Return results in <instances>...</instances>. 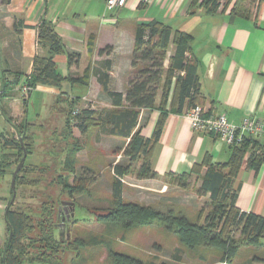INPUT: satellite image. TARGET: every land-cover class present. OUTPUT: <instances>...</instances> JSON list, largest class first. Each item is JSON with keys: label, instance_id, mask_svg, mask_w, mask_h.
Wrapping results in <instances>:
<instances>
[{"label": "trees", "instance_id": "16d2710c", "mask_svg": "<svg viewBox=\"0 0 264 264\" xmlns=\"http://www.w3.org/2000/svg\"><path fill=\"white\" fill-rule=\"evenodd\" d=\"M232 2L233 0H202L199 3V0H196L192 8L203 6L208 12H216L222 5L223 9L228 8ZM238 6L239 2L236 1L231 11H235ZM36 28L38 42L48 47V55H37L31 72L26 75L25 83L31 87L30 91L23 95L26 112L28 95L38 85L54 86L60 89L61 92L56 99V103L59 104L63 96L68 95L66 94L68 91L65 90L66 85L70 87L80 85L87 88L94 75L98 76L103 91L111 100V106L102 109L81 108L77 106L80 98L77 96L68 99V108L62 109L66 113L67 138L65 139L68 141V137L72 138L63 150L66 156L68 155L65 165L67 173L59 176V182H62L63 188L74 197L76 194L88 191V184L92 183L91 167L86 166L81 171L77 169V154L83 149V144L81 145L80 139L74 135L73 126L86 134L91 128L98 127L103 133L128 141L123 151L130 160L135 162L143 159L140 178H156L158 173L152 168L151 156L162 135L169 112L168 106L171 105L170 110L176 113H186L192 107L198 104L203 106L206 102V97L201 90L199 61L192 49L193 35L157 19L139 23L132 54L131 77L126 92H121L111 88L109 70L112 68V61L110 59H105L103 62L105 70H98L96 65L90 63L82 76H64L58 69L55 55L67 54L72 64L79 60L80 53L67 50L62 37L46 17L40 20ZM89 50L93 52L91 43ZM105 50H101L100 53L106 52ZM168 55L169 65L166 67L165 60ZM24 75L25 73L20 71L4 70L0 96L5 98L13 95L15 87ZM160 90H162L159 103L160 115L153 135L145 137L138 128L141 110L157 105ZM8 120L18 132V137L14 134L2 133L1 135L3 156L0 170L2 172L11 169L14 163L18 166L25 149L28 155L32 153L34 143V135L29 134L34 124L30 123L26 116L20 119L19 123H14L11 117ZM231 146V156L224 163H213L211 155L207 154L202 161L195 163L190 171L170 175L185 180L193 175L201 177L200 189L203 193L209 194L212 204L210 212L204 217H202L203 210L195 219L183 208L171 203L155 205L126 201L123 178L130 172L132 165L124 166L116 163L113 167L112 207L99 219L125 227L150 225L158 220L166 230L179 238L185 249L193 251L200 248H214L221 252L219 260L228 263L236 258L244 242L264 245V216L242 211L236 205L237 193L234 189L235 177L248 154L250 166L256 170L260 169L264 163V145L252 137H245L241 143H234ZM120 151L122 150L118 152ZM33 170V166L26 164L25 161L17 174L16 182H22L25 178L22 172ZM69 176H75L76 182L70 183ZM52 215V205L44 207L42 215H34L14 208L12 203H9L5 221L10 237L3 250L0 244V259H2L0 263L25 264L26 257L30 254L29 248L36 251L30 258L33 263L50 262L54 259L61 251L62 241L56 237ZM37 217L39 219L36 223ZM35 230L38 234L32 236ZM238 232L241 233V238L236 237ZM73 243L75 246L84 245L81 241ZM109 256L114 264H144L142 259L126 252L111 250ZM175 259L182 260L181 254H177ZM150 264L157 263L152 261ZM160 264L168 263L164 261Z\"/></svg>", "mask_w": 264, "mask_h": 264}, {"label": "crops", "instance_id": "0c3cea01", "mask_svg": "<svg viewBox=\"0 0 264 264\" xmlns=\"http://www.w3.org/2000/svg\"><path fill=\"white\" fill-rule=\"evenodd\" d=\"M194 1L128 0L126 6L109 10L106 0H0V86L4 70L25 73L13 95L0 96V163L3 156L1 135L15 130L8 118L26 116L28 119V104L26 112L23 100L26 75L31 72L37 55H48V47L37 38L36 26L43 17L53 23L69 52L80 53L79 60L72 64L67 54L55 55L58 69L64 76H82L90 63L98 70H105L103 62L110 59V85L121 92H126L131 77L139 23L157 19L189 32L193 35V54L199 61L201 90L206 97L205 113H226L234 124H241L247 116L264 120V0H233L228 8L223 9L222 5L216 12H208L203 6L192 8ZM236 1L239 6L231 11ZM104 14L111 15L112 21H105ZM106 47V52L101 54ZM168 65L169 55L165 60V66ZM93 77L97 82V95L111 106L98 76ZM65 90L71 97L82 95L83 91L87 94V88L80 85H66ZM36 91L47 93L55 100L61 92L57 87L40 84L28 95V102ZM161 95L162 90L155 107L141 110L138 128L145 137L153 135L160 115ZM168 109L162 135L151 156L152 168L158 173L152 179L190 171L207 154L211 155L213 163L229 160L231 145L221 141L215 133L194 130L185 113L170 110L171 105ZM249 137L264 145V136ZM8 175V170H0V197L7 196ZM166 185L165 182L162 193ZM234 189L236 205L242 211L264 216V163L256 170L250 166L248 154L235 177ZM1 202L0 199L2 208ZM246 248L251 247L243 250ZM263 250L255 249L243 257L239 250L236 258L226 264H264ZM224 263L219 259L214 262Z\"/></svg>", "mask_w": 264, "mask_h": 264}, {"label": "rangeland", "instance_id": "374dc122", "mask_svg": "<svg viewBox=\"0 0 264 264\" xmlns=\"http://www.w3.org/2000/svg\"><path fill=\"white\" fill-rule=\"evenodd\" d=\"M94 57L95 55L92 56ZM95 79L91 77L87 94L83 91V94L79 95L78 107L96 109L108 107L109 102L100 99L97 95ZM71 98L75 97L63 96L62 102L58 104L54 98H49V94L36 91L28 102V119L34 124L29 134L34 135V143L26 164L33 166L34 170L22 172L25 178L22 182H16V195L13 202H11L14 193H12V177L17 165L12 164L11 169L8 170L7 196L0 197L2 200L0 228L4 226L0 235L2 250L10 237L8 225L6 224L5 227L4 217L5 208L9 206V203H12L14 208L34 215H42L44 207L52 205L55 226L56 223L63 222L59 220L61 202L71 200L75 201L74 215L70 220H66V225L70 224V231H67L66 226L64 236L61 238L59 228L55 227L56 237L62 241L60 253L50 262L33 263L30 258L33 257L35 250L29 248L30 254L26 257L25 264H114L109 256L111 250L135 255L142 259L144 264H150L152 261L157 264L164 261L168 264H214L220 259L221 252L214 248H200L193 251L185 249L179 238L166 230L158 220L150 225L125 227L99 219L112 207L113 167L116 163L124 166L132 165L130 172L123 178L126 201L155 205L175 204L195 219L198 218L201 210H203L202 217L210 212L212 204L209 194L203 193L200 189L202 182L200 176L193 175L187 180L174 176L163 179L140 178L143 159L132 162L123 151L128 141L103 133L98 127L91 128L86 134L73 126L74 135L80 139L81 145L83 144V149L77 154V169L81 171L86 166L91 167L92 183L88 184V191L76 194L74 197L69 195V191L63 188L62 182H59V176L67 173L65 165L68 155L66 156L63 150L68 146L67 142L72 141L71 137H68V141L65 139L67 138L66 113L63 111L68 108L67 100ZM19 121L20 119H14V123ZM11 134L18 137L16 130H12ZM119 150L122 151L118 152ZM69 177L70 183L76 182L75 176ZM165 182L167 185L165 192L162 193ZM38 219L39 217L35 218L36 223ZM37 234L38 231L35 230L31 235ZM236 237L241 238V233L238 232ZM76 241L84 242V245L75 246L73 242ZM244 247L251 248L243 250ZM258 248L264 249V245L244 242L240 247V257ZM261 253L264 255V250ZM177 254H181L184 258L182 262L181 260H178V263L175 262L174 256Z\"/></svg>", "mask_w": 264, "mask_h": 264}, {"label": "built area", "instance_id": "2783aa9c", "mask_svg": "<svg viewBox=\"0 0 264 264\" xmlns=\"http://www.w3.org/2000/svg\"><path fill=\"white\" fill-rule=\"evenodd\" d=\"M127 3L128 0H106V8L118 9L126 6ZM110 16L104 14L105 21L111 20ZM30 89V86L25 85L24 94H27ZM185 114L190 119L194 130L215 133L221 141L229 145L241 143L245 137L264 136V120L254 116H247L241 124H234L229 121L226 113L207 115L204 106L200 104L192 107Z\"/></svg>", "mask_w": 264, "mask_h": 264}, {"label": "water", "instance_id": "95a60500", "mask_svg": "<svg viewBox=\"0 0 264 264\" xmlns=\"http://www.w3.org/2000/svg\"><path fill=\"white\" fill-rule=\"evenodd\" d=\"M27 155H28V152L27 150L25 149L24 151V155L21 159V161L19 162L18 166L16 167L14 173H13V177H12V188L14 190V193H13V198H12V201H14V198H15V195H16V177H17V174L18 172L21 170L22 166L25 164V161H26V158H27ZM61 206L60 208H62L63 205L67 206V205H71V209H72V212L68 215V216H64L63 217V222L61 223H56L55 224V227L59 228V231H60V236L61 238H63L64 236V230L66 228V220H70L72 218V216L74 215V209H75V201H67V200H63L61 202ZM7 212V210H6ZM61 219L60 217V214H59V220ZM62 220V219H61ZM67 231L69 232L70 231V224L67 226Z\"/></svg>", "mask_w": 264, "mask_h": 264}, {"label": "flooded vegetation", "instance_id": "af4514ba", "mask_svg": "<svg viewBox=\"0 0 264 264\" xmlns=\"http://www.w3.org/2000/svg\"><path fill=\"white\" fill-rule=\"evenodd\" d=\"M72 212L71 205H63L62 208H59V214H61V219L63 220L64 216H68Z\"/></svg>", "mask_w": 264, "mask_h": 264}]
</instances>
